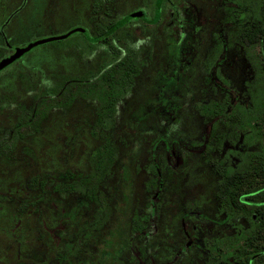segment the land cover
I'll return each instance as SVG.
<instances>
[{"label":"rangeland","instance_id":"374dc122","mask_svg":"<svg viewBox=\"0 0 264 264\" xmlns=\"http://www.w3.org/2000/svg\"><path fill=\"white\" fill-rule=\"evenodd\" d=\"M155 3L0 0V60L75 27L89 36L38 44L0 70V264H213L263 225L254 202L221 207L214 164L239 168L259 144L247 133L264 61L242 33L264 20V0H162L152 21ZM137 11L107 43L92 38ZM109 42L138 72L103 124L96 99H65L71 80L110 63Z\"/></svg>","mask_w":264,"mask_h":264},{"label":"trees","instance_id":"16d2710c","mask_svg":"<svg viewBox=\"0 0 264 264\" xmlns=\"http://www.w3.org/2000/svg\"><path fill=\"white\" fill-rule=\"evenodd\" d=\"M161 1L162 0H156L155 17L152 21H156L158 18L159 4ZM136 17L144 16L143 13H141L140 16L138 15ZM130 18L132 17L126 16L118 21L108 23L105 27L97 26V34L92 38L95 41L103 42V44L107 43L106 40L114 35L117 29L123 26ZM82 33L87 34L85 30L82 31ZM242 35L243 39H245V42L248 44L253 42H258L260 44V53L264 61V20L253 22L251 26L243 31ZM87 37H89L88 34ZM92 38L90 37V39ZM108 45L113 50L108 60L110 63L105 66H100L94 73L89 72L86 75L88 77L87 79L71 80L69 84L75 82L74 84L78 86V88L70 90L68 92L69 97L65 99V103L69 102L75 93L96 99L99 102L98 116L103 121V124H109L111 122L116 100L130 86L134 75L138 72V65L129 58V55L123 53L126 56H121V49L116 48L112 42H109ZM66 85L61 86L59 90L55 89L50 91V94L45 98L62 94ZM258 103L261 112L258 115L259 121L251 125V127H249V133H247L249 136L251 135L252 139L259 143L258 147L254 149L249 147V149L245 151L244 160L242 161L243 164L239 168L231 166L222 168L220 161L215 163L214 166L221 176L217 192L221 207L231 213H240L244 202L248 203L249 201L251 204L254 202L255 204L252 205L256 207L250 215V220L255 225V228H258L260 224L263 225L257 229L256 236L254 232L248 231L246 248L238 250L237 254H235L237 257L231 258L223 254L219 257H215L213 264H260L264 261V91ZM110 150L111 146L109 145L106 148L107 153ZM96 162L99 163V167L104 165L100 160ZM134 228L137 229V226ZM258 238H260L261 241L257 244H252L253 240L255 239V242H257ZM253 259L256 260V263L253 262Z\"/></svg>","mask_w":264,"mask_h":264},{"label":"water","instance_id":"95a60500","mask_svg":"<svg viewBox=\"0 0 264 264\" xmlns=\"http://www.w3.org/2000/svg\"><path fill=\"white\" fill-rule=\"evenodd\" d=\"M141 13H142L141 11H138V12L130 14L129 17H136L138 15L140 16ZM75 31H81L82 32V31H84V29L82 27H75V28L69 30L68 32H66L64 34L57 35V36H50V37H46V38H41L38 40H33V41L29 42L28 44H26L25 46L15 48V50L12 54H10L6 58L0 60V70L2 68H4L5 66H7L8 64H10L11 62H13L14 60L18 59L21 55H23L25 52L30 50L32 47H34L38 44H41V43L48 42V41L63 39Z\"/></svg>","mask_w":264,"mask_h":264},{"label":"flooded vegetation","instance_id":"af4514ba","mask_svg":"<svg viewBox=\"0 0 264 264\" xmlns=\"http://www.w3.org/2000/svg\"><path fill=\"white\" fill-rule=\"evenodd\" d=\"M138 12V11H137ZM142 12V11H141ZM143 16H144V14H143ZM141 18H144V17H141ZM3 27H4V24H1L0 25V32H3ZM3 36H4V34H3ZM5 40V39H4ZM74 80H76V79H74ZM62 86V85H61ZM235 148H237V145L235 146ZM231 214V213H230ZM183 224H184V221H183Z\"/></svg>","mask_w":264,"mask_h":264}]
</instances>
